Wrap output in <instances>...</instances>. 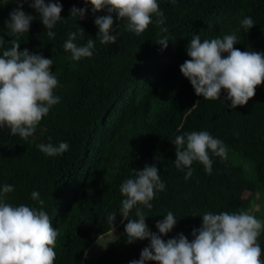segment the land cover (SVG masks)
<instances>
[{
    "label": "trees",
    "instance_id": "16d2710c",
    "mask_svg": "<svg viewBox=\"0 0 264 264\" xmlns=\"http://www.w3.org/2000/svg\"><path fill=\"white\" fill-rule=\"evenodd\" d=\"M31 0H29V3ZM56 0H45V3ZM164 13V24L153 23L136 35L126 28L127 20L113 14L110 35H118L115 44H101L91 4L84 0H59L62 20L52 29L50 39L39 14L29 3L23 10L34 16L28 33L19 37L20 51L52 59L50 72L58 86L54 95L60 102L42 118L35 133L27 140L0 128V188L5 184L14 191L4 202L26 205L48 213L53 229L59 230L54 264H129L139 260L150 240L129 244L125 234L127 219L120 209L125 198L121 184L132 178V169L145 165L158 168L165 190L157 192L149 210L142 205L149 229L159 234L156 222L169 211L177 219L174 228L162 239L183 234L194 239L193 229L202 224V215L211 212L251 214L255 202L263 213L254 215L264 221V84L245 106L230 107L227 93L220 99L197 96L180 65L190 59L187 47L194 35L205 39L236 35L235 48L264 52V0H157ZM88 11L84 19L70 16L73 7ZM17 7L16 0H0V36L4 44L0 55L16 39L5 25ZM255 25L241 26L245 17ZM83 28V38L79 28ZM167 28V33L161 32ZM77 32L78 46L94 40L91 58L75 61L65 51L64 43ZM168 36V46L157 44ZM226 56L227 54H223ZM193 131H207L227 147V158L213 155L212 172L207 174L198 161L192 164L193 175L175 166L176 136ZM67 142L61 155L47 156L37 145L58 146ZM39 192L41 205L31 193ZM136 209L129 219H136ZM115 213L111 225L108 215ZM120 235L101 254L88 253L98 248V240L115 229ZM264 260V231L258 237ZM103 249V248H102ZM147 264H155L153 261Z\"/></svg>",
    "mask_w": 264,
    "mask_h": 264
},
{
    "label": "clouds",
    "instance_id": "9594fccd",
    "mask_svg": "<svg viewBox=\"0 0 264 264\" xmlns=\"http://www.w3.org/2000/svg\"><path fill=\"white\" fill-rule=\"evenodd\" d=\"M16 2L17 7L5 21L7 29L16 39L10 40L11 47L0 55V128L6 125L12 135L18 134L27 140L61 98L54 95L59 82L55 74L50 72L53 60L30 54L27 49L19 50V37L29 32L35 17L23 10V4L29 3V0ZM84 3L91 4L93 15L105 10L107 12L94 20L101 44L117 42L118 35L109 34L114 27L113 14L118 20L126 19L127 30L136 35L143 33L153 23V15L157 17V26L164 24V13L160 11L157 0H84ZM29 6L39 14L48 37L55 38L56 33L52 29L62 20L63 6L59 0L47 4L45 0H31ZM87 11V7L74 6L70 9V16L84 19ZM254 25L250 16L241 21V26L246 30ZM167 31V28H161V32ZM84 34L80 27V37L83 38ZM76 39L77 32H71L64 43L65 51L70 52L75 61L91 58L94 40L89 39L85 45L78 46ZM237 39L232 34L222 39L201 41L199 35H194L186 50L190 59L180 65L181 73L190 81L197 96L217 100L223 90L233 109L245 106L255 96L257 86L264 84V52L241 51L234 47L238 44ZM168 41L165 35L157 44L167 48ZM3 44L4 38L0 36V46ZM225 53L226 56L223 55ZM173 144L176 168L181 171L187 169L185 180L193 175L191 166L194 161L201 163L204 171L211 174L213 161L210 152L217 157L227 158L226 145L207 131L178 135ZM37 147L47 156H57L66 152L69 144L60 142L56 146L48 143L38 144ZM132 171L134 176L120 186V192L125 197L120 209L121 217L128 221L125 234L129 244L137 240H150V244L141 251L139 260H132L129 264H147L149 261L155 264H264L258 243V237L264 231V221L248 211L203 214L202 224L198 229H193L194 239L191 241L183 234L167 241L162 239L177 223L171 211L163 220L156 222L159 234L152 232L146 224L147 216L138 205L150 210L156 193L164 191L166 186L154 165H145L142 170ZM13 191L10 184L0 188V264H54L59 230L53 229L46 211L4 202L7 194ZM31 196L41 205L44 204L39 199V192L33 191ZM134 208L137 218L129 219ZM115 218V213L107 217L111 225Z\"/></svg>",
    "mask_w": 264,
    "mask_h": 264
},
{
    "label": "rangeland",
    "instance_id": "374dc122",
    "mask_svg": "<svg viewBox=\"0 0 264 264\" xmlns=\"http://www.w3.org/2000/svg\"><path fill=\"white\" fill-rule=\"evenodd\" d=\"M262 204L261 203H259V202H255L254 204H253V206H252V209H251V214L252 215H256L257 213H263V211H262ZM120 229L119 228H117V229H115L114 231H112L111 233H109V234H107V235H104L102 238H100V240H98V245L99 246H101L102 248H98L97 250H96V248L95 249H93L92 251H91V253H90V251H89V253H88V256H90V257H93V256H97V255H99V254H101V252L105 249H107V247L116 239V238H118L119 237V235H120ZM102 250V251H101Z\"/></svg>",
    "mask_w": 264,
    "mask_h": 264
},
{
    "label": "water",
    "instance_id": "95a60500",
    "mask_svg": "<svg viewBox=\"0 0 264 264\" xmlns=\"http://www.w3.org/2000/svg\"><path fill=\"white\" fill-rule=\"evenodd\" d=\"M53 70L51 69V72H52ZM7 128V126L5 125L3 128H1V131L3 132L5 129Z\"/></svg>",
    "mask_w": 264,
    "mask_h": 264
}]
</instances>
